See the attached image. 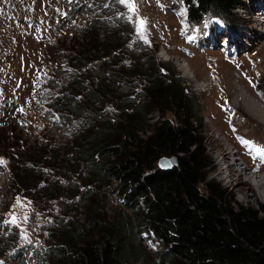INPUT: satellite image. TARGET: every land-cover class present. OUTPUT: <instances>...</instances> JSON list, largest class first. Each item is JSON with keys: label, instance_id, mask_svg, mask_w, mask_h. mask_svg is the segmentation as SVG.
Returning a JSON list of instances; mask_svg holds the SVG:
<instances>
[{"label": "rangeland", "instance_id": "rangeland-1", "mask_svg": "<svg viewBox=\"0 0 264 264\" xmlns=\"http://www.w3.org/2000/svg\"><path fill=\"white\" fill-rule=\"evenodd\" d=\"M25 1H15L19 4L16 13L21 18L17 21L18 33L15 32L17 43L7 55L0 52V97L2 102L4 99L6 104L13 105L0 111V135L6 138L4 146L0 144V158L4 161L0 164V204L4 208L0 209V217L7 222V229L0 230V251L1 255L4 254L0 264H54L51 254H47L49 248L63 245L62 232L65 230H80L81 225L87 224V212L96 203L108 220H121L126 229L135 224L134 213L112 190L116 181L90 175L91 166L79 142L90 129L105 120L125 123L123 113L132 110L128 111L119 95L127 89L136 98V103L142 99L150 104L146 113L147 131L141 136L156 132L163 113L176 122L173 104L163 111L155 96L149 97L148 86L152 78L149 72L146 73L149 60L164 75L168 73L165 63L175 67L186 79V88L199 99L196 108L202 121L198 127L211 159L207 168L208 180L221 183L239 204L255 207L264 204L262 196L257 200L239 197L232 191L228 179L213 167L216 157L214 140L226 144L241 165L243 159L251 162L250 158H244L246 151L253 154V158L259 156L243 142V154H240L242 146L237 139L243 137V141L264 149V123L249 112L234 88L242 87L246 91L247 87L251 91L248 94L263 102L264 106V25L258 24L259 20L253 15L254 4L244 0L251 9L250 19L245 9L239 7L232 17L211 12L201 24H197L189 19L188 9L181 0H157L155 3L159 8L154 3L148 5L151 0H133L135 13L119 0H28L26 3L34 12L29 9L30 13H24ZM77 2L86 5L74 14L70 8ZM169 7L171 11H167ZM159 9L165 12L161 13ZM8 13L6 7L0 6L2 41L10 38L6 33ZM22 14H29L33 19L24 23ZM96 16H107L117 33L123 30L121 47L103 52L95 62L80 68L71 58L76 55L78 42L85 38ZM140 19L146 22L143 38L137 32ZM200 29L205 35L211 31L212 41L216 38L215 29L218 31L213 49L210 48L212 42L205 50L195 48L192 42ZM228 44L236 45V51L228 52ZM103 79L112 83L116 81L117 97L110 96L101 101L93 100V97L85 99L84 91L98 87ZM77 81L82 84V94L77 95L78 109H75L67 103L70 90ZM227 104L234 111L229 112ZM233 124L240 133L237 130L232 132L230 126ZM12 135L20 143H28L32 149L45 152L44 164L38 167L45 173L41 189L18 190L12 185L10 160L2 153L8 144L7 137ZM158 154L154 164L157 167L161 157H171L161 149ZM254 162L256 166L260 165L259 160ZM242 166L247 168L244 164ZM12 215L16 217L14 224L9 223ZM8 230L11 234L6 237L4 232ZM92 234L95 239L98 237L97 230ZM135 240L144 254L143 259L148 256L150 260H161L158 253L165 248L158 236L144 231ZM17 249L18 257H12L11 253Z\"/></svg>", "mask_w": 264, "mask_h": 264}, {"label": "trees", "instance_id": "trees-1", "mask_svg": "<svg viewBox=\"0 0 264 264\" xmlns=\"http://www.w3.org/2000/svg\"><path fill=\"white\" fill-rule=\"evenodd\" d=\"M15 1H0V6L9 11L5 19L10 38L0 40V45L6 46L7 51L17 43L15 32L18 33L17 21L21 20L20 14L16 13L19 4ZM183 1L189 19L197 24L211 12L232 17L237 8L245 6L244 0ZM26 2L28 0L23 12L30 13L31 8ZM85 5L77 2L70 11L77 13ZM21 17L24 23L33 19L29 14ZM112 25L107 16H96L85 38L78 42V50L71 61L83 68L95 62L103 52L119 49L124 33L121 29L117 33ZM164 65L168 71L165 75L158 71L152 60L147 61L146 73L152 76L149 97L155 96L163 111L173 104L175 123L163 113L156 132L141 136L147 131L146 113L150 104L142 99L136 103V98L127 89L119 95L128 111L132 110L123 113L125 123L105 120L90 129L79 142L88 157L90 175L116 181L112 190L134 213L135 224L126 229L121 220H108L96 203L87 212V224L81 225L80 230H65L62 232L63 245L49 248L47 254H51L54 264H264V204L259 203L257 207L239 204L221 183L208 180L207 168L211 159L198 127L202 121L196 108L199 99L189 92L184 85L186 79L175 67L169 63ZM116 84V81L103 79L98 87L84 91L85 99L93 97V100L101 101L110 96L117 97ZM70 94L67 104L78 109L81 82L77 81ZM10 105L4 99L2 102L0 97V111ZM5 140L0 135V144L4 146ZM7 141L2 153L10 160L12 185L18 190L41 189L45 173L38 167L44 164L45 152L32 149L28 143H20L13 135L7 137ZM159 149L177 156L178 164L168 170L154 165ZM0 209H4L2 204ZM6 223L0 217V230L7 229ZM94 230L98 234L96 239L92 234ZM144 231L158 236L164 246L165 250L158 253L160 263L148 256L143 259L144 254L135 239ZM10 234L9 230L4 232L6 237ZM18 251L11 256L18 257ZM3 256L0 251V258Z\"/></svg>", "mask_w": 264, "mask_h": 264}, {"label": "bare ground", "instance_id": "bare-ground-1", "mask_svg": "<svg viewBox=\"0 0 264 264\" xmlns=\"http://www.w3.org/2000/svg\"><path fill=\"white\" fill-rule=\"evenodd\" d=\"M155 1L157 0H154V2ZM171 10L172 8L169 7L167 11H171ZM158 11L161 13L165 12V10H162V9H159ZM253 13H254L253 15H255L257 12L254 11ZM262 24L264 25V23H261V25ZM210 33L211 31L207 35L204 34L203 41H205L206 43L212 42L213 43L212 45L215 46L217 43V38H218L217 37L218 31L216 29L214 31V33L216 34L215 35L216 38L214 39V41H212L211 37L209 36ZM234 88L238 95V99L242 101V103H245L249 112H251L254 116L258 118V120L264 123V106L262 105L263 102L257 101V99H255L252 95H250L251 91L247 87L245 88L246 91H243L242 87L240 89L238 87H234ZM225 107L226 106L224 105L223 108L225 109ZM226 108L227 109L229 108L228 109L229 112L231 110L234 111V109L228 104ZM227 109H225V112L227 111ZM227 120H228V117H227ZM231 126L237 131L239 130L238 128H236V125L233 124ZM240 138L241 139L236 138L237 139L236 141H238L239 145L242 146L243 137H240ZM251 144L255 146L256 148L257 147L260 148L255 143H251ZM234 145L237 146L238 144H236L235 142ZM214 148L216 151V157H215V161H214L215 163L213 164V167H215V170L218 172L219 175H222L223 178L228 179V184L232 187V191L235 194L239 195V197H242V199L244 200H249L252 198L257 200L261 196L264 198V175H256L255 179L253 180L252 179L253 175H251L250 172H248L250 170L249 167H251L250 162L248 163L243 159L244 163H242V165L247 164L245 165L247 168L243 169V166L239 164L240 161L238 162V160L235 159L236 157L234 158V155H233V152H231V149L227 148L226 144L220 142L219 140H214ZM244 148H246L245 145H244ZM242 151H243V146L239 149V153L243 154ZM244 158L245 159L253 158V154H248L246 151ZM252 180L255 182H253Z\"/></svg>", "mask_w": 264, "mask_h": 264}, {"label": "snow or ice", "instance_id": "snow-or-ice-1", "mask_svg": "<svg viewBox=\"0 0 264 264\" xmlns=\"http://www.w3.org/2000/svg\"><path fill=\"white\" fill-rule=\"evenodd\" d=\"M119 2L121 4L126 5L129 8V11L135 13L136 8H135V4H134L133 0H119ZM145 23L146 22L144 20L140 19V20H138V24H137V32L142 38L144 37V25H145ZM145 43H147L146 38H145ZM249 83L251 84L252 82L249 81ZM253 87H255V85H253ZM242 142L244 144H246L252 151H254L257 156H259L260 162L264 163V149L255 148L249 141H246V140L242 141ZM3 163H4L3 159L0 158V164H3ZM164 166H170V165H164ZM257 168H258V165H257ZM19 203H20L19 200H17V204H19ZM15 222H16V217L14 215H12L9 223L14 224Z\"/></svg>", "mask_w": 264, "mask_h": 264}, {"label": "water", "instance_id": "water-1", "mask_svg": "<svg viewBox=\"0 0 264 264\" xmlns=\"http://www.w3.org/2000/svg\"><path fill=\"white\" fill-rule=\"evenodd\" d=\"M178 164V157L172 156V157H161L159 160V165L163 169H172ZM164 165H170V166H164Z\"/></svg>", "mask_w": 264, "mask_h": 264}, {"label": "built area", "instance_id": "built-area-1", "mask_svg": "<svg viewBox=\"0 0 264 264\" xmlns=\"http://www.w3.org/2000/svg\"><path fill=\"white\" fill-rule=\"evenodd\" d=\"M3 51L4 54L7 55L8 51H7V47L4 46L3 44H1L0 46V52ZM2 60V58H0ZM2 62V61H1ZM1 64V63H0Z\"/></svg>", "mask_w": 264, "mask_h": 264}, {"label": "clouds", "instance_id": "clouds-1", "mask_svg": "<svg viewBox=\"0 0 264 264\" xmlns=\"http://www.w3.org/2000/svg\"><path fill=\"white\" fill-rule=\"evenodd\" d=\"M172 157V156H171Z\"/></svg>", "mask_w": 264, "mask_h": 264}]
</instances>
